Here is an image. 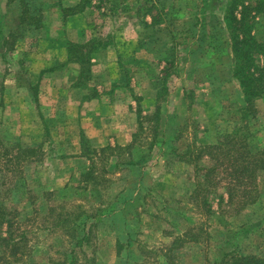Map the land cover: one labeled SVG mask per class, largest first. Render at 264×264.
<instances>
[{
	"label": "rangeland",
	"instance_id": "obj_1",
	"mask_svg": "<svg viewBox=\"0 0 264 264\" xmlns=\"http://www.w3.org/2000/svg\"><path fill=\"white\" fill-rule=\"evenodd\" d=\"M62 1L64 3L57 5L56 0H33L35 7L42 5L44 11L42 26L32 34L24 33L25 36L18 39L19 42L16 43L20 47L18 50H22L24 54H14L12 62L1 58L0 54V81L9 78L7 75L21 74L22 78L29 80L35 76L36 72L29 70L31 64L37 65L38 62L24 50H31L36 46L38 53L44 56L45 52H52L48 48L54 42L74 38L75 43L88 45L89 42L91 45L93 42L99 43L97 47L108 44L121 46L124 68L122 82L144 79L142 92L148 90V96H153L155 91L151 90L154 88L150 87L149 83L155 78L157 82H152L157 84L155 90L162 98L153 107L152 101L139 103L137 133L133 137L134 148L130 146L122 150L119 154L121 164L117 165L118 167L109 165L108 157L106 159L104 154L95 151L93 155L91 152L88 156L90 163L83 165L84 168L81 164H74V159L73 163L67 159L55 161L57 157L53 153L59 144L58 141L51 142L49 134L44 135L41 141L40 138L33 140L28 137L29 131L34 128L29 115L24 113L20 115L17 110L9 109L8 103L4 110L0 107L1 156L4 153V143L7 142L37 141L45 144L44 155H40V158L28 167H19L14 173L13 170L9 172L8 168L5 171L0 156L2 162L0 199H3L0 206L8 205L13 209V215L6 213L2 218V220L10 218L12 225L11 228L6 222L0 225V238L7 235V229H10L13 236L18 239L24 232L26 239L22 238L21 246L26 249L24 259L28 263L57 264L65 257L67 259L73 257L75 260L73 264H122L123 261H119V257L123 259L128 249H119L117 252L119 247L116 229L120 228L119 225L122 223V210L130 208L128 205L134 203L129 199V196L132 198L134 194L122 195L120 198L119 195L128 185L130 187L131 182L138 178L137 173L141 171L143 175L140 179L144 183L141 186V193L137 194V205L129 215V220H133L136 230L134 245L131 247L132 253L127 261L129 264H232V261L228 260L231 255L243 258L235 264H264V169L256 174L255 188L253 185L246 186L248 188L245 190L249 191L246 194L256 195V199L254 203L244 207L242 205L244 196L240 193L243 188L239 181L232 179L229 161L224 160V164L210 176L207 183L203 181L204 178H199L196 166L201 164L205 168L210 167L212 161L208 157H203L196 164L179 159L183 158L186 152H191L189 158L192 159V155L197 154L193 149L195 145L215 143L233 128L253 129L255 135L251 139V147L254 151L264 149V101L256 99L251 102L256 110V116L249 117L248 120V116L243 114L246 103L237 97V92L240 91L238 84L230 83L227 86L221 80L223 77L224 79L231 77L228 57L221 55L219 48L217 59L223 60L224 64L217 73L220 78L215 86L217 90L213 91L210 81L205 78L207 76L201 69L203 65L201 62L199 63L201 66L195 69V72L190 66L185 65L187 54L184 46L171 36V28L165 26L164 20L155 25L156 29L153 27L152 30L151 27L149 30L151 42L147 45L157 50L154 53L138 55V58L148 59L152 68L147 78L150 80L148 86L144 72H138L137 77L135 74L130 77L128 72H125L126 68L133 64L131 52L126 51L137 44L139 47H146L140 40L141 37L144 38L141 33H146L145 28V32L142 31L143 22L152 23L154 17L160 16L164 19V12L169 5L173 6L177 2L176 7H180L181 0H77L72 10L66 8L73 0ZM208 1L211 3L203 6L200 14L204 15V26L209 29V25L213 24L216 27L214 30L218 32L219 28L224 27L222 20L229 0ZM236 1L239 3L236 8L238 15L243 10V5H246L248 7L243 10L246 12L244 17L253 19L249 27H246L245 33H252L264 44V10L257 11L255 5L258 0ZM2 8L4 9V5ZM12 8L11 5L5 7L11 18L14 11L17 13V9L20 8L21 12V7ZM80 8L82 11L79 12ZM195 9L198 10V7L186 6L183 9L184 17L176 18L178 23H182L180 20H186ZM76 13L82 14L83 18L78 17L81 21L71 18L67 22L70 15ZM219 18L222 20L219 21ZM9 21L10 18L7 21L8 25L6 24L7 28L11 24L14 26L18 24ZM197 27L201 29L203 25ZM14 28L16 35L21 34V29H16V26ZM16 40L17 38L8 37L5 46L14 47ZM226 42L231 46L229 38ZM229 45L227 46L230 48ZM142 51L145 52L144 49ZM171 53L174 59L171 68L159 72V65L154 66V59ZM259 53L256 52L259 54L257 63L264 67V51ZM102 69L107 76L108 67ZM137 91L140 92L141 88H137ZM212 95L214 99L210 102ZM123 105L125 106V103ZM211 109H216L217 115L209 113ZM157 111L166 116L160 125L165 126L168 133L172 134V138L168 137L166 140L168 145L161 144L163 137L158 132L160 121L155 117ZM170 111L180 117L178 121L175 119V123L167 125L166 119L172 117L168 113ZM51 148L54 151H51ZM125 160H133L132 164L135 166H129L131 164ZM4 161L7 165L10 164L7 158ZM12 166L15 168V165ZM88 169L93 170V177L90 180H87V174H84ZM133 170L135 173H131ZM14 179L17 181L16 186L11 184ZM198 180H201V183L198 184V191L194 193L198 187ZM133 186L132 183L131 188ZM229 190L236 191L238 195L233 201L230 200ZM105 209L112 211L110 214L98 215L101 213L100 210ZM65 210L68 212L66 214L68 223L65 222L64 225L68 224L67 226L76 220L78 221L75 224L78 225L88 214L94 216L95 220L89 223L90 240L83 246L74 244L75 235L78 231L86 232V227L81 230L82 226H77L78 229L75 227L70 231L64 228V231L63 226L57 224V219H62ZM82 210H86L85 215L78 219ZM98 218L104 220L97 225ZM176 235L183 239L172 250H168L167 246ZM4 249V242L0 241V254ZM71 251L73 252L70 253ZM9 258L11 259L9 256L6 260ZM0 264L7 263L0 261Z\"/></svg>",
	"mask_w": 264,
	"mask_h": 264
},
{
	"label": "trees",
	"instance_id": "obj_2",
	"mask_svg": "<svg viewBox=\"0 0 264 264\" xmlns=\"http://www.w3.org/2000/svg\"><path fill=\"white\" fill-rule=\"evenodd\" d=\"M182 2L179 4L180 7H176V3L174 5H169V8L164 12V19L160 16L159 18L154 17L155 19L152 23H147L144 21L143 23V32L144 28L146 29V33H141L144 37L141 42L148 46L147 44L151 42L149 40V30H153V27L156 29V24H160L163 20L165 21V26L171 28V36H173L177 43L184 46L185 54H187L186 62H188L191 65V69L194 68L197 69L202 64L203 73L207 76L205 77L207 80L210 81L213 87V91L217 90L215 88L218 80H220L217 73L220 71L219 68L222 69L223 64L222 61H218L217 57H219V48L220 53L223 56H227L228 62H230V69H231V77L229 79H224V77L221 79L223 81V84L227 85L232 83H237L240 87V91L237 92L238 99L243 100L245 102V112L244 115H247V119L250 120L249 117L256 116V110L253 108V102L256 99H262L264 101V67L260 66L257 63L258 55L261 54L259 52L264 51V44L258 41L254 35L250 32L245 33L246 27H249V24L251 23V20L244 17L246 15V12L244 13L243 10H246L248 6L243 5V10L241 13L236 12L237 5L239 4L236 0H229L226 9L224 10V24L225 26L222 28H219L220 30L215 31L216 29L213 24H208L210 28H206L204 26V15L200 14V11L202 10V7L207 5L210 1L208 0H181ZM60 2V1H59ZM211 3V2H210ZM9 5L13 8H19L21 7V12L18 10L17 19H18V25L16 26L21 29V32H24L26 28L35 27L40 28L42 26V20L44 17V11L42 8V5L40 4L38 7L34 6L33 0H8ZM61 5V4H59ZM188 7H198V10L195 9L191 15L187 16L186 20H180L182 23H178V19L176 18H183L184 13L183 9ZM256 9L258 12H261L264 10V0H258L256 1ZM68 10H72L71 7L66 8ZM65 9V10H66ZM82 11V8L79 9V12ZM152 19V20H153ZM5 22V21H4ZM2 18L0 17V25L6 26V23L4 24ZM185 23V24H184ZM202 24L203 27L199 29L197 25ZM187 25V26H186ZM217 25V24H216ZM147 27V28H146ZM215 27V28H214ZM9 28V27H8ZM177 34L179 35V38H177ZM215 34V35H214ZM15 35L12 34V38ZM2 37V29L0 28V42ZM231 40V46L229 45L227 39ZM148 39V40H146ZM180 39L181 41H178ZM99 43L93 42V45H91V42L88 44H80V43H74L71 42L68 44V48L70 51L68 53H71L74 51V55H71L74 57L78 63H80V67L85 68L86 65L89 63L90 60L88 58L90 57L89 53L85 54L83 49L89 48V51H93L94 48H97ZM229 45L230 48L227 46ZM177 46V45H176ZM175 46V47H176ZM173 48V50L175 49ZM229 49V50H228ZM258 52L259 54H256ZM256 54V55H255ZM78 56V57H77ZM85 56L86 58H82ZM163 60L166 61L167 66L166 70H169L171 68V64L173 63V54L164 55L162 56ZM216 58V60H215ZM201 62V65L199 63ZM88 72V70H87ZM84 74V79L87 78L86 72H82ZM236 84V85H237ZM156 120L159 122V130L160 135L163 137L161 144L168 145L166 143V140L169 138H172V134L168 133L165 126L160 125L163 123L162 119L166 116H162L160 112H156ZM172 118H167L166 122H168L167 125L171 124ZM255 131L250 128H233L231 132H227L223 135V137L218 140L215 143H208L207 145L203 146H197L195 145L193 149L197 151L196 155H192V159L189 158L191 155V152H186L185 155H183V158H179L181 161L188 162V163H195L200 162L203 157H208L210 161H212V165L210 167H204L203 165H197V174L199 175V178H204L203 181L209 182L210 176L215 173V171H218V168L224 164V160H227L230 162L231 167V175L233 176V180L239 181V185L242 186L243 190L240 192L244 196L242 205L245 207L249 204H252L255 202L256 195H250L246 194L249 193V191H246L245 188L247 185H253V188H255V179L256 174L259 170L264 169V149H258L255 150L251 147V139L254 138ZM134 148V143L132 145ZM191 150V148H188ZM124 150L121 147H114V148H108L103 149L99 152V154H104V158L107 159L110 154H114L116 152L117 154H120ZM109 151V152H106ZM40 151L39 148L35 147H29L27 145H23L21 143L16 142H7L4 143V153L1 156L3 159L2 166L9 169V172L13 170V173L15 170H18L19 167H28L30 164L34 163L35 160H38L40 158ZM5 156V157H4ZM7 158L10 162L9 165H7L4 161V159ZM12 161H15L13 164ZM125 162L130 163L129 166H135L132 164L133 160H125ZM2 163V162H0ZM15 165V168L14 166ZM12 166V167H11ZM93 167V166H92ZM136 170V169H135ZM135 170H133L131 173H135ZM92 169H88L87 171H84V174H87V180L92 178ZM204 171V172H203ZM83 174V173H82ZM138 178L131 182L136 186L137 182L141 181L140 176L143 175V173L140 171L137 173ZM202 175V177H201ZM4 176V175H2ZM20 178L21 175H20ZM240 178V179H239ZM86 179V178H84ZM85 180V181H87ZM201 180L197 181L200 185ZM13 186L17 185V181L15 182V179L13 182H11ZM130 185V187H131ZM133 186V187H134ZM199 189V186L195 188L196 193ZM252 190V189H251ZM250 190V191H251ZM9 193H7L8 195ZM131 195V194H130ZM229 196L230 200L233 201L234 198L237 195L236 191L229 190ZM3 198V197H1ZM120 198V196H119ZM128 199V198H127ZM130 199V198H129ZM6 200H8L6 198ZM134 203H130L128 206L130 207L129 212L122 215L121 220L122 223L119 225L120 228H117L116 233L118 237V243L117 246L119 247L117 249V252L120 251L119 249L127 248L126 250L127 254L122 259L121 256L119 257V261L126 262L125 264H129L128 257L131 256V247L134 245V236L136 235V230H134V223L133 220H129L128 216L131 215L133 211V207L137 205L136 201H138V197L135 196L133 199H131ZM3 202V199H0V203ZM128 202V201H127ZM129 203V202H128ZM124 204V201H123ZM112 211V209H111ZM135 211V210H134ZM86 210H82L81 215L78 217V219H81ZM101 213L99 214H110L109 210H100ZM12 214L13 215V209L9 208L8 205H2L0 206V220L5 216V214ZM66 214L68 212L65 210L62 213V219H57V224L63 226V229L66 228V231H70L75 229L77 226H82L81 230H83L85 227L86 232H80L78 231L75 235V245L76 246H83L84 243L89 242V234L91 233L90 229V222L95 220L94 216H91L90 214L84 216L82 218V221L79 222L78 225L76 221L71 222L70 226H67L68 219L66 218ZM97 215V216H98ZM56 218V217H55ZM114 218V215H113ZM103 218L96 219V223H100V221H103ZM3 222L7 223V226L11 228L12 225L10 218H7L5 220L0 221V225L3 224ZM94 223V224H96ZM60 226V227H61ZM118 226V225H117ZM78 229V227L76 228ZM65 231V229H64ZM72 235V234H71ZM21 238L18 239L15 236H13V232L9 229H7V235L0 238V241L3 243L5 249L0 254V261L6 262L7 264H37L36 262H27L26 259H24V256L26 254V249H24V246H21L22 238L26 237V234L22 232L19 235ZM26 239V238H25ZM183 238L180 235H176L173 237L170 244L167 246L168 250H172L175 245L180 242ZM125 243V244H123ZM125 245V246H124ZM7 247V248H6ZM71 251L70 253H72ZM28 254V253H27ZM71 255V254H69ZM9 260H6L8 257ZM126 257V258H125ZM240 259H243L242 257L231 255L228 257V260L232 261V264L237 263ZM236 261V262H235ZM23 262V263H22ZM75 260L73 259H67L65 257L63 261L58 262L57 264H73ZM120 263V262H119Z\"/></svg>",
	"mask_w": 264,
	"mask_h": 264
},
{
	"label": "crops",
	"instance_id": "obj_3",
	"mask_svg": "<svg viewBox=\"0 0 264 264\" xmlns=\"http://www.w3.org/2000/svg\"><path fill=\"white\" fill-rule=\"evenodd\" d=\"M77 2V0H73V3L69 4V7L73 8L75 6L73 4H77ZM7 3L8 0H0V17L3 22L5 21L4 24L8 23V18H10L9 22L16 24L18 22V13L14 11L11 18L10 13H7L5 10V7H9ZM56 3L58 5L64 2L61 0L59 3V0H56ZM3 5L4 9L2 8ZM8 9L11 10V8ZM78 17L83 18L80 13L70 15L67 22L71 18L75 21H81ZM58 18L60 19V16ZM218 20L222 19L219 18ZM222 22L225 26L224 20ZM15 26L11 24L7 28L4 25H0V28H2L0 42L1 58L10 61L13 56L19 55V53L24 54L22 50H18L20 49L16 45L19 42L18 39L24 37L25 34H32L37 29H40L30 27L26 28L21 34L16 35ZM17 28L19 29V27ZM12 34L15 35L14 37L17 40L14 42V47L8 48L5 44L8 41V37L12 36ZM71 42L75 43L76 41H74V38H69L68 40L65 38L54 42L48 48L52 52H45L44 56L38 53V50L35 49L36 46H33L31 50H24V52L29 53V56L34 57L38 62L37 65L31 64L29 70L36 72L34 73L35 76L29 80L22 78L21 74L14 76L7 75L9 78L0 81V107L4 110L9 104V109L17 110L20 115L21 113L29 115L30 123L34 128L32 131H29L28 137L33 138V140L40 138L39 141H41L44 135L49 134L51 142L56 143L58 141L59 144L55 149V153H53L57 157L54 159L55 161L67 159L72 162V159H74V164H81L83 167L86 163H90L88 156H90L91 152L93 155L94 151L99 153L103 149L114 147L128 149L132 146L133 137L137 133L139 103L144 104V102L152 101L151 107H153L155 103L156 105L159 103L162 97L155 90L157 86L155 78L152 79L155 82L151 81V83L147 79L149 71H152L149 60L138 58L139 54L154 53L157 49L151 46L139 47L137 44L126 51V53L131 52L133 64L127 67L125 72L127 71L130 77L132 74H135L137 77L138 72L146 74V79L148 80L145 79V82H147L146 86L149 83V86L154 88H151V90L155 91L153 96H148V90L145 93L142 92L144 90L142 89L144 79L142 81L136 79V82H122L124 68L122 65L121 46L108 44L104 47L94 48L93 51H89V48L83 49L85 54L89 53L90 57L88 60L90 61L85 68H82L80 67V63L71 56L75 54L74 51L68 53L70 51L68 44ZM143 49L145 52L142 51ZM82 58L86 57L83 56ZM154 60V66L155 64L159 65V72L166 69L167 63L162 57L155 58ZM185 65L190 66L191 69V65L188 62ZM57 66H61V68H57ZM106 66L108 67L107 76L105 75V70H101V68H105ZM98 67L99 69H97ZM155 70L153 71V75H155ZM192 71L195 72L194 68H192ZM82 72H86L87 78L84 79ZM211 86L209 85V87ZM137 88H141V91L138 92ZM213 99L214 96L212 95L210 102ZM124 103L126 108L123 105ZM217 112L216 109L209 111L213 115H217ZM168 113L172 116L171 123H175V119L178 121L180 115H175L172 111ZM9 117L8 114L7 118ZM21 144L29 147H38L40 155H44L45 144L42 145L37 141H34V143L31 141L29 143L23 142ZM50 150L54 151L52 148ZM68 150L72 151L68 153ZM119 158L120 155L116 152L110 154L108 157L109 165L118 167L121 164ZM83 168L82 171L84 170ZM74 172H76L75 169ZM143 183L144 181L141 180L132 188L128 185L119 196L134 194L132 198L129 196L130 199H133L138 193H141ZM129 209H123L122 214L129 212ZM111 215L114 214L112 213Z\"/></svg>",
	"mask_w": 264,
	"mask_h": 264
}]
</instances>
